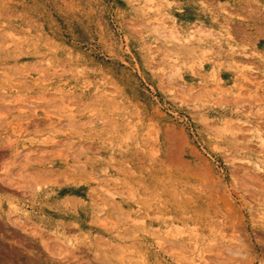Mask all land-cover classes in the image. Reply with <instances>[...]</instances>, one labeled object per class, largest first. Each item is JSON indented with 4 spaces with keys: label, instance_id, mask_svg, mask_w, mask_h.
Masks as SVG:
<instances>
[{
    "label": "rangeland",
    "instance_id": "374dc122",
    "mask_svg": "<svg viewBox=\"0 0 264 264\" xmlns=\"http://www.w3.org/2000/svg\"><path fill=\"white\" fill-rule=\"evenodd\" d=\"M261 135L264 0H0V264H264Z\"/></svg>",
    "mask_w": 264,
    "mask_h": 264
},
{
    "label": "bare ground",
    "instance_id": "6f19581e",
    "mask_svg": "<svg viewBox=\"0 0 264 264\" xmlns=\"http://www.w3.org/2000/svg\"><path fill=\"white\" fill-rule=\"evenodd\" d=\"M161 31H163V32H161ZM165 31H167L166 29H164V28H162V30H158L157 32L160 34V35H162L161 33H163V34H165L166 35V37H167V39H169L171 42H175V41H177L178 40V38L176 37V35L178 34L177 32V30H168L169 31V33L168 34H166L165 33ZM188 35H189V37L190 38H193V37H195V35H193V34H190V33H187ZM164 35V36H165ZM186 39H188V38H186ZM178 74L175 72V71H172V72H169V71H164V73H163V76L165 77V78H167L168 80H170V81H172V84H174V83H177L176 81H175V79H176V76H177ZM166 80V79H165ZM175 81V82H174ZM166 84H167V82H165ZM169 85H170V83H169ZM175 85V84H174ZM188 86H184V88H187ZM194 89V88H193ZM193 89H191V90H193ZM175 92L176 93H178V91L177 90H175ZM225 127V126H224ZM258 130H260L261 131V127H260V129H258ZM170 133V132H169ZM172 134H174V131H173V133ZM176 134V133H175ZM174 134V135H175ZM171 135V134H170ZM258 143V145L262 148V149H264V135H261V136H259L258 137V141H257ZM182 144V143H181ZM263 151V150H262ZM264 152V151H263ZM181 154V153H180ZM195 155H197V156H199L198 154H195ZM261 155V154H260ZM27 156V155H26ZM179 156V155H178ZM262 156V155H261ZM182 156H180V158H181ZM26 158V157H25ZM235 159H237V158H235ZM240 158H238L237 160L239 161V162H249V160H239ZM178 160V159H177ZM181 160V159H180ZM22 161V160H21ZM182 161H184V160H182ZM233 161H234V158H233ZM178 162H179V160H178ZM182 165V164H181ZM207 168V167H206ZM209 168V167H208ZM207 168V169H208ZM7 171H10V169L8 168V170ZM209 172H210V169H209ZM208 172V173H209ZM212 176V175H211ZM109 193H111V192H109ZM220 196V195H219ZM13 215V214H12ZM17 221H19V220H17ZM22 220H20V222H21ZM117 236V235H116ZM120 236V235H119ZM57 241V240H56ZM71 243V242H70ZM63 244V243H62ZM182 251V250H181ZM187 251H184V254L186 253ZM234 254L235 255H239V256H241V255H243L242 254V252L240 251V250H237V251H234ZM199 260H196V263L197 264H205V259L206 258H204V256H201V257H199L198 258ZM207 260V259H206ZM200 261H202V262H200Z\"/></svg>",
    "mask_w": 264,
    "mask_h": 264
}]
</instances>
